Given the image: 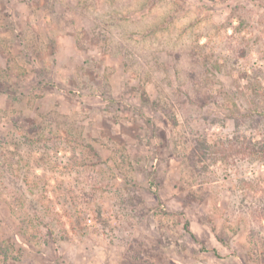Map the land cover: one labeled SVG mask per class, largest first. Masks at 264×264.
<instances>
[{"label":"rangeland","instance_id":"obj_1","mask_svg":"<svg viewBox=\"0 0 264 264\" xmlns=\"http://www.w3.org/2000/svg\"><path fill=\"white\" fill-rule=\"evenodd\" d=\"M263 140L264 0H0V264H264Z\"/></svg>","mask_w":264,"mask_h":264},{"label":"trees","instance_id":"obj_2","mask_svg":"<svg viewBox=\"0 0 264 264\" xmlns=\"http://www.w3.org/2000/svg\"><path fill=\"white\" fill-rule=\"evenodd\" d=\"M146 122L152 126V120L148 119L146 120ZM246 150H248L252 155L255 156H260L262 158H264V140L262 142H259L257 144H250L248 143L246 146ZM156 197L159 199L158 195L156 194ZM189 224H186V228L188 229Z\"/></svg>","mask_w":264,"mask_h":264}]
</instances>
